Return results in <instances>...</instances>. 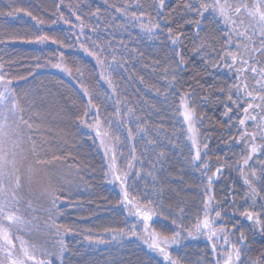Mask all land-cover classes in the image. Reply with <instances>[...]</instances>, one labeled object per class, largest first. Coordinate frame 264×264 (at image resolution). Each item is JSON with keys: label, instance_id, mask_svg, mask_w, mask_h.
Masks as SVG:
<instances>
[{"label": "trees", "instance_id": "1", "mask_svg": "<svg viewBox=\"0 0 264 264\" xmlns=\"http://www.w3.org/2000/svg\"><path fill=\"white\" fill-rule=\"evenodd\" d=\"M158 2L0 0V13H4L0 15V64L11 78L25 118H30L33 125L25 130L26 137H31L43 158L60 157L51 160L48 167L57 166L62 171L60 178L68 184H59L63 191L58 193L59 212L54 219L72 231L63 234L65 251L62 257L53 258V264H168L145 243L150 242L148 231L169 241L179 233L176 243L167 247L179 264H224L230 249L223 242L222 229L227 230L233 243L244 232L252 249L247 255L255 257L264 249V234L259 232L264 221L254 225L242 215L248 210L264 217L259 203L264 200V191L254 181L260 196L253 205L245 177L238 169L247 146L237 143L235 110L229 113L232 120L224 115L227 97L222 90L236 82L233 72L223 65L212 67L219 61L210 49L197 51L200 38L217 50L221 47L223 22L204 19L198 38L193 24L182 19H194L183 11L185 0H165L168 25L173 33L178 29L184 33L182 43L173 45L164 28V17L156 15ZM13 9L23 11L7 15ZM133 12L140 18H134ZM141 12L145 15L140 16ZM149 19L161 23L163 34L155 30L152 35L141 28V23L148 25ZM37 20L44 23L38 24ZM37 34L58 42L50 39L39 43L35 40ZM176 52L182 54L183 66L177 65ZM90 53L100 54L103 65ZM61 54L62 66L56 68L53 65L61 63ZM85 90L95 106L92 110H88ZM182 97H190L188 104L196 112V146L201 151V162L208 164L206 175L202 167L191 162L195 148L189 140L188 121L182 115ZM248 130L254 129L249 125ZM31 141L26 139V148L31 147ZM256 143L264 141L258 136ZM113 148L118 173L128 172L129 199L139 205L140 211L151 215V220L131 214L136 208L124 203L121 183L114 181L109 172ZM129 162L133 164L131 171L126 167ZM27 164L23 163L22 170ZM262 168L264 151H258L244 173L251 178L255 169L261 176ZM207 176L213 177L210 188ZM32 192L23 195L20 208L33 218L40 231L30 238L21 235L48 250L58 249L52 246L57 245L55 234L44 232L47 216L27 209L29 199L36 209L47 207L46 198ZM210 196L213 199L208 219L215 231H222L213 239L208 238L207 229L197 230ZM216 211L220 217H216Z\"/></svg>", "mask_w": 264, "mask_h": 264}, {"label": "snow or ice", "instance_id": "2", "mask_svg": "<svg viewBox=\"0 0 264 264\" xmlns=\"http://www.w3.org/2000/svg\"><path fill=\"white\" fill-rule=\"evenodd\" d=\"M164 8L165 0H159L156 5V15L164 17V28L167 31L169 41L173 45H180L182 43L181 36L184 33L179 29L176 33H173V28L168 25V17L164 15ZM17 11L23 10L13 9L7 15L12 16ZM183 11L194 17L192 20H189L186 16L182 17V19L184 23L193 24L198 38H200L199 32L204 19L210 18L211 23H216L217 19L223 22V28L221 29L223 42L221 47L217 50L200 38L201 43L197 51L210 49L215 54V59L219 61V63H212L211 66L218 68L223 65L224 68L233 72L232 79L236 82L231 83L227 89L222 90L227 97L224 115L228 116L229 120H232L229 113H233L235 110L236 124L234 126L239 136L237 143L243 142L247 146L245 151H242L243 165H238V169L245 177L244 183L248 186L254 205L260 196V191L254 186V181L261 184V191H264V168L261 169V176H257L255 169H253L251 178L244 173V168L249 167V161L253 159V156L258 151H264V143H256L258 136L259 139L264 141V0H254L252 6H249L243 0H231V2L230 0H185ZM205 13L208 14V17L205 16ZM3 14L0 13V15ZM28 15H31V13H28ZM144 15V12L140 13V16ZM132 16L136 19L140 18L136 16L135 12L132 13ZM65 22L67 23V21ZM37 23L43 24L44 21L37 20ZM177 24H180V21H177ZM148 25L141 23V28L152 35L156 34L155 30H160L161 34H163L164 29H161L160 22L153 23L149 19ZM182 26L180 25L181 28ZM39 31L40 29H37V33ZM81 31H83V25H81ZM50 39L53 43L58 42L48 35H35V40L39 43L47 42ZM2 42L0 40V43ZM85 51L88 50L85 49ZM102 51V49L99 50L100 53ZM90 54L95 55L97 63L103 65L100 54ZM176 55L178 57L177 65L183 66L185 62L182 54L176 52ZM62 63L63 57L61 54V63L53 66L61 68ZM63 71L67 72L69 70L63 68ZM105 79H108V77L105 76ZM175 79L176 77L173 76L172 80L175 81ZM108 82L111 86V80ZM113 92H115V88H113ZM85 95H88V110L94 109L95 106L92 104L91 96L87 93V90H85ZM189 98L182 97V115L184 120L188 121L189 140L191 141V147L195 148V154L191 162L197 167H202L206 175L208 164L206 161L201 162V151L196 146L197 130L195 124L197 117L194 108H191L188 104ZM129 112H131V109H129ZM95 115L99 116L98 109L95 110ZM29 121L30 118H25L24 108L11 86V78L4 71L3 64H0V253H3V256L0 257V264H53V258L62 257L65 251L63 234L72 231L71 227L57 224L54 219L56 213L59 212L60 196L58 193L63 191V189L59 187L55 173L48 166L51 160H59L60 157L52 156L51 160H49L39 154L35 142L31 141V137H26L25 130H31L33 127ZM249 125L252 126L253 131L248 130ZM99 126V120H97L96 127L99 128ZM128 133L130 136L131 129L128 130ZM97 135H101V133L97 131ZM103 135L108 134L104 133ZM26 139L31 141L30 148L25 147ZM116 139L118 140L119 138L116 137ZM101 144H104L103 139H101ZM204 147L207 148L206 143ZM163 155V152H161L160 156L163 157ZM205 155H207L206 152ZM132 159L136 160V157L133 155ZM111 160L112 163L108 166L109 172L114 181L121 183L124 203L136 208V211L131 214L142 216L144 221L151 220V215L142 213L139 210V205L133 204V201L129 199L126 189L128 172L118 173L115 148L112 149ZM24 162H28L26 170H22ZM126 167L131 171L133 164L129 162ZM220 171L221 168L217 167L216 172L220 173ZM33 183L40 184L41 195L46 198L47 207L41 206L36 209L33 207L31 199H29L27 209L32 212L39 210L47 216L44 221V232L45 234L54 233L58 238V251L56 252L49 251L46 247L30 244L29 240L24 238V235L30 238L40 231L32 223V220H27L23 214H18L20 213L21 202L25 199L22 193L26 186L31 188ZM212 183L213 177L207 176L209 188ZM212 199L210 196L208 202L204 204L205 218L202 224L197 225V230H208L209 239H213L217 235L208 219ZM259 203L261 211H264V200H260ZM215 215L220 217V212L216 211ZM242 215L247 220L252 221L254 225H261L262 221H264V217H261L255 211L246 210ZM144 231H148L147 223L144 224ZM222 231L225 233L222 237L223 242L230 249L227 251L224 264H264V249H261L259 255L255 257L247 255L252 249L247 243V237L243 231L239 233V239L236 243L228 239L226 229H222ZM259 232L264 234V226L259 228ZM21 233L24 235H21ZM178 236L179 233L177 232L172 240L169 241L168 238L162 239L155 232H151L149 233L151 242L145 240V243L153 250L159 252L168 264H179L178 260L171 258V254L167 250L170 243H176V237ZM53 247H56V245H53ZM212 248L215 252L216 246L213 245ZM245 255H247V258L243 259L242 256ZM214 264H219V261H215Z\"/></svg>", "mask_w": 264, "mask_h": 264}, {"label": "rangeland", "instance_id": "3", "mask_svg": "<svg viewBox=\"0 0 264 264\" xmlns=\"http://www.w3.org/2000/svg\"><path fill=\"white\" fill-rule=\"evenodd\" d=\"M230 2H231V0H230ZM245 2L246 3H248L249 4V6H252L253 4H254V0H245ZM52 119H54V120H57L58 118H53L52 117ZM28 165V164H27ZM54 173H55V175H56V177H57V182H58V184H61V183H63V182H65V181H67L66 179H64V178H60V175H61V173H62V171H59L58 169L59 168H57V166H55L54 164H53V166H50L49 167ZM27 169V167H25V170ZM247 175V174H246ZM70 183H72V181H69ZM67 183L65 182V185H66ZM68 185V184H67ZM32 191H34L36 194H37V197H38V195L39 196H41V197H43L42 195H41V187H40V184H37V183H33L32 185H31V188H29L28 186H26L25 187V189H24V191H23V193H22V195H24L25 193H29V192H32ZM33 193V192H32ZM36 196V195H35ZM140 210V209H139ZM141 212L142 213H144L143 212V210L141 209ZM18 214H23L25 217L27 216L26 214H25V210H22L21 208H20V213H18ZM27 218H28V216H27ZM31 219H33V218H31ZM30 218H28V220H31ZM32 223H33V221H32ZM251 223L253 224V222L251 221ZM220 232H222V231H220L219 230V232L218 231H216V233H217V235L220 237ZM149 233H151L150 231H148L147 232V235H148V237H149ZM24 237H26V236H24ZM26 239V238H25ZM38 241H33V242H31V241H29V243L30 244H36V245H38V246H41L40 244H39V242L37 243ZM151 242V241H150ZM56 244H57V242H56ZM53 245H55V244H52V246ZM163 246V245H162ZM56 247H58L57 245H56ZM48 249H50V248H48ZM49 251H53V252H56V251H58V249H51V250H49ZM2 254V256H3V253H1ZM39 255V254H38Z\"/></svg>", "mask_w": 264, "mask_h": 264}]
</instances>
